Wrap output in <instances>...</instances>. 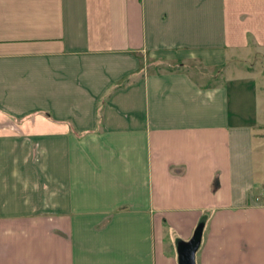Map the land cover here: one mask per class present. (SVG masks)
I'll use <instances>...</instances> for the list:
<instances>
[{
    "label": "crops",
    "instance_id": "0c3cea01",
    "mask_svg": "<svg viewBox=\"0 0 264 264\" xmlns=\"http://www.w3.org/2000/svg\"><path fill=\"white\" fill-rule=\"evenodd\" d=\"M263 170L264 0H0V264H264Z\"/></svg>",
    "mask_w": 264,
    "mask_h": 264
},
{
    "label": "water",
    "instance_id": "95a60500",
    "mask_svg": "<svg viewBox=\"0 0 264 264\" xmlns=\"http://www.w3.org/2000/svg\"><path fill=\"white\" fill-rule=\"evenodd\" d=\"M199 237H200V228L197 229L195 235L190 240L188 244L189 246H187L185 250L182 251L183 257L185 258H184V262L181 264H193L192 263L193 252L199 243Z\"/></svg>",
    "mask_w": 264,
    "mask_h": 264
},
{
    "label": "rangeland",
    "instance_id": "374dc122",
    "mask_svg": "<svg viewBox=\"0 0 264 264\" xmlns=\"http://www.w3.org/2000/svg\"><path fill=\"white\" fill-rule=\"evenodd\" d=\"M252 59H253V62H252L253 66L256 67V68L258 67L260 69L261 68V66H260L261 65V61H262L263 58L256 56L255 58H252ZM263 175H264V170H263Z\"/></svg>",
    "mask_w": 264,
    "mask_h": 264
}]
</instances>
